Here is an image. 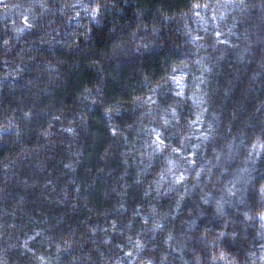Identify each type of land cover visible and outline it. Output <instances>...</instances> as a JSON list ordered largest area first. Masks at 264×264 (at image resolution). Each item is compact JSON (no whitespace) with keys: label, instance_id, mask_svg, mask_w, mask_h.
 <instances>
[{"label":"trees","instance_id":"trees-1","mask_svg":"<svg viewBox=\"0 0 264 264\" xmlns=\"http://www.w3.org/2000/svg\"><path fill=\"white\" fill-rule=\"evenodd\" d=\"M260 68L264 0H0V264H175L178 239L182 264L239 261L234 218L153 184L204 112L264 137ZM164 108L178 120L161 124ZM152 128L177 145L149 143Z\"/></svg>","mask_w":264,"mask_h":264},{"label":"rangeland","instance_id":"rangeland-1","mask_svg":"<svg viewBox=\"0 0 264 264\" xmlns=\"http://www.w3.org/2000/svg\"><path fill=\"white\" fill-rule=\"evenodd\" d=\"M232 38L237 39L235 37ZM260 69L261 72L263 69ZM260 72H254L253 74L257 75L260 74ZM261 74L263 75L264 71L261 72ZM177 77H179L180 81L183 79L181 73H178ZM203 105L207 104H203L202 102V106ZM197 106L199 107L198 104H196V107ZM204 108L205 106L203 110ZM195 113L196 112H194V114ZM201 113L202 112H199V115ZM206 114L207 113L204 112L200 120H191L189 126L192 133L190 136V139L193 140L191 141L193 143L192 146H185V142L180 144L181 149H178L177 146L176 151H180L179 153L181 156L177 152H174V150L173 152L167 153L171 156H169L166 166L160 168L162 177L164 175L167 185L158 180L154 181L153 187L157 188L163 185L166 188H179L180 186L185 188L184 192L189 193V195H195L196 198L201 197L206 201L212 206V212L217 216L224 214L225 216L229 215L231 219L234 218L233 224L230 226V232L232 233L230 238H232L231 240L235 242L237 246L235 251L238 252L237 256L239 261H235V264H264V222L259 223V221H255L252 217V212H248L246 209L248 203L252 201L250 199H253L249 196L250 189H253L251 183L253 181L257 184L260 180L258 178H260L264 171V166H262L260 160L257 159L261 155V152L257 155L255 154L256 144L255 142L253 143V140L258 141V139L264 137L258 132L253 134L249 133L247 135L242 133V131L238 132L237 130L233 131L230 130V128H224L215 117L216 115H213L212 118L209 119ZM175 120L178 119H176L169 110L164 108L163 120L160 121L161 124L164 123L165 125L168 124L167 122ZM154 124H156V122H154ZM249 126L253 128V121ZM170 129H165L166 131L163 132L160 131L159 128H152V132L148 133V142L150 143V141H152L151 143L157 144V142L160 141L166 146L175 142V145H177L178 141L176 138H173V135L168 132ZM152 134H154V136H152ZM250 134L251 136H249ZM171 140L174 141L171 142ZM163 145L158 146L159 153L161 154ZM170 157L171 159L175 158L176 161L170 163ZM189 158L194 160L193 162H196V168L193 167L192 169V167H190L191 162ZM175 166V172L172 173V169H174ZM219 168L221 171H225L226 179L224 178L222 189L221 186L211 188L209 187V183L217 176ZM187 171L189 172L188 175L186 174ZM161 174L158 176L160 177ZM185 175H187V178H185ZM183 182H188L189 184L182 186L181 183ZM244 210L248 212V214L244 216V218H247V222L245 223L240 220ZM188 212L189 211H186V213ZM181 215H183L182 212ZM180 219L183 220L182 224H185V221L187 222L188 228L200 226L197 224V219L195 217L189 221L183 218ZM159 221H161L164 227L170 228V226H165L167 222L164 218H162V220L159 219ZM212 223L213 222L210 224L213 228L216 225ZM244 239L247 241L245 245H243L244 243L242 242ZM176 244L179 246L181 252L180 257H176V259L180 261L175 264H182V258H189V251L185 250V244L181 242L180 239L177 240ZM194 251V247H192L191 252Z\"/></svg>","mask_w":264,"mask_h":264}]
</instances>
